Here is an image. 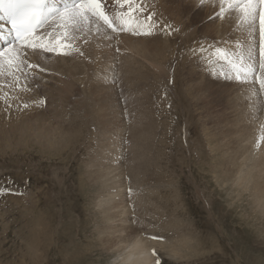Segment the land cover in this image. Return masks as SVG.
Wrapping results in <instances>:
<instances>
[{
	"label": "rangeland",
	"instance_id": "1",
	"mask_svg": "<svg viewBox=\"0 0 264 264\" xmlns=\"http://www.w3.org/2000/svg\"><path fill=\"white\" fill-rule=\"evenodd\" d=\"M105 3L127 31L90 17L69 55L0 68V264H128L134 241L163 264H264V90L216 51L249 39L239 12Z\"/></svg>",
	"mask_w": 264,
	"mask_h": 264
},
{
	"label": "snow or ice",
	"instance_id": "2",
	"mask_svg": "<svg viewBox=\"0 0 264 264\" xmlns=\"http://www.w3.org/2000/svg\"><path fill=\"white\" fill-rule=\"evenodd\" d=\"M120 2L131 5L132 0H120ZM203 3L204 0H200L201 6ZM225 3L229 8L239 12V22L247 27L249 39L245 44L237 43V53L216 49L228 63V72L221 75L225 79H235L237 82L247 81L248 77L252 76L254 83L264 90V0H221L222 5ZM105 7V0H72L70 5L65 4L63 10L49 6V0H0V40L7 41L6 46L0 49V62H2L0 68L6 63L10 70L18 71L24 63L22 57L25 48H40L46 52H56L58 55H69L70 52L66 49H70L71 45L65 42L68 29L84 26L90 17L103 21L113 32L127 31L125 25L131 23V17L125 19L124 15H117L116 20L123 21L117 25L106 14ZM129 11L131 12V8ZM137 11L143 14L145 9L141 6ZM50 17L59 21L57 27L64 30V35H57L54 42L45 40L44 34L38 32V29L45 28ZM146 19L151 22L153 14L149 13ZM149 26H152L151 23ZM163 27L170 29L167 22ZM133 34L152 35L151 32L141 33L136 29H133ZM7 191L10 190L0 189V192ZM156 259L157 264H163L159 256Z\"/></svg>",
	"mask_w": 264,
	"mask_h": 264
},
{
	"label": "bare ground",
	"instance_id": "3",
	"mask_svg": "<svg viewBox=\"0 0 264 264\" xmlns=\"http://www.w3.org/2000/svg\"><path fill=\"white\" fill-rule=\"evenodd\" d=\"M122 40V39H121ZM122 43V42H121ZM54 56V55H53ZM57 62V60H56ZM55 63V61H54ZM57 64V63H56ZM54 64V66L56 65ZM74 66V65H73ZM72 69L75 67H71ZM257 126V125H256ZM39 131V130H38ZM49 132V131H47ZM40 134V133H39ZM43 134V133H42ZM44 136V135H43ZM46 137V136H45ZM41 138V137H40ZM49 138V137H48ZM261 157V156H260ZM260 159V158H259ZM246 176V175H245ZM245 178V177H244ZM152 246V245H151ZM132 248L127 252V263L128 264H157V260L152 261L149 251L141 241H134L131 245ZM155 248V247H154ZM151 253V252H150Z\"/></svg>",
	"mask_w": 264,
	"mask_h": 264
}]
</instances>
